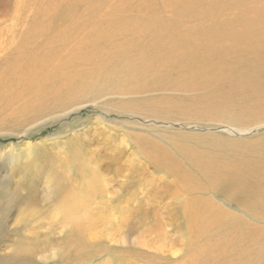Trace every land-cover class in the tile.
<instances>
[{
	"label": "rangeland",
	"instance_id": "obj_1",
	"mask_svg": "<svg viewBox=\"0 0 264 264\" xmlns=\"http://www.w3.org/2000/svg\"><path fill=\"white\" fill-rule=\"evenodd\" d=\"M35 1L0 0V33L12 26L15 16L34 15L40 9L35 8ZM140 1L84 0L78 2V9L108 14L118 8L138 7ZM185 1L194 6L185 19L189 32L198 25L214 30L234 24L241 30L242 14L257 20L264 12V0ZM153 3L163 10L158 15L166 19L171 15L165 0ZM151 16L142 20L152 22ZM4 38L0 37V49L8 46L1 40ZM100 87L102 94L94 96L86 90L71 102H82L75 107H84L79 111L64 116L68 112L61 110L36 123H27L30 117L12 107L0 109V264H202L205 254L212 255L214 248L234 234V241L240 244H255L246 253L244 264H264L263 214L248 213L234 202L225 204L217 195L216 205L228 211V222H235L225 227L232 230L220 232L213 226L214 216L192 218L184 209L185 199L211 198L213 194L197 188L182 192L184 178L200 179L187 164L185 153L211 150L212 146L198 141L199 136L227 140L226 132L209 123L177 119L179 116L157 122L143 119L142 112L136 118L123 115L120 103L166 95L158 92L123 99L108 92L105 85ZM146 142L163 151L166 164L175 165L183 178L173 176L177 171L158 166L142 148ZM84 163L97 171L98 183L84 207L87 216L76 228L62 207L69 194L81 191L91 178L92 171L81 169ZM240 233L257 240L239 241ZM245 243L241 245L246 247Z\"/></svg>",
	"mask_w": 264,
	"mask_h": 264
},
{
	"label": "bare ground",
	"instance_id": "obj_2",
	"mask_svg": "<svg viewBox=\"0 0 264 264\" xmlns=\"http://www.w3.org/2000/svg\"><path fill=\"white\" fill-rule=\"evenodd\" d=\"M83 1L36 0L35 8L40 9L34 15L15 16L12 26L0 33L8 44L0 49V109L12 107L30 117L27 123H36L61 110L68 112L64 116L79 111L84 107H75L82 102H71L86 90L94 96L102 94V85L123 99L165 93L132 99L118 108L123 115L136 118L142 112L143 119L157 122L179 116L177 119L209 123L229 136L225 140L200 135L198 141L212 146L211 150L185 153L187 164L200 179L184 178L182 192L197 188L213 194L211 198L185 199L184 209L192 218L214 216L213 226L220 232L232 230L225 227L235 222H228V211L216 205L217 195L225 204L234 202L241 210L264 215V12L257 20L242 14L241 30L234 24L214 30L198 25L189 32L185 19L194 6L185 0H165V8L171 11L167 19L158 15L163 10L153 0H141L138 7L118 8L108 14L81 12L78 2ZM175 1L180 5L175 7ZM145 15H152V22L142 20ZM143 147L158 166L182 177L184 173L175 165L166 164L168 157L156 145L146 142ZM81 169L92 171L91 178L81 191L71 192L62 207L76 228L87 216L84 207L98 183L97 171L85 163ZM240 234L239 241L257 240L255 235L251 240L250 233ZM234 236L214 248L209 257L205 254L202 264H244L246 253L255 244L244 241L246 247L242 246Z\"/></svg>",
	"mask_w": 264,
	"mask_h": 264
}]
</instances>
